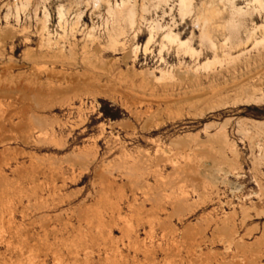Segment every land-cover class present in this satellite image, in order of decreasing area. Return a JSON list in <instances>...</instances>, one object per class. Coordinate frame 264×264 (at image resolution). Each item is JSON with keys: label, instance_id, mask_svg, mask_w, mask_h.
Returning a JSON list of instances; mask_svg holds the SVG:
<instances>
[{"label": "rangeland", "instance_id": "1", "mask_svg": "<svg viewBox=\"0 0 264 264\" xmlns=\"http://www.w3.org/2000/svg\"><path fill=\"white\" fill-rule=\"evenodd\" d=\"M93 1L0 0V264H264V100H251L264 93V44L227 64L229 4L207 28L213 50L196 21L209 0L183 17L177 0H132L133 32L110 46L115 0ZM168 30L200 56L159 53ZM214 56L222 64L185 88Z\"/></svg>", "mask_w": 264, "mask_h": 264}, {"label": "bare ground", "instance_id": "2", "mask_svg": "<svg viewBox=\"0 0 264 264\" xmlns=\"http://www.w3.org/2000/svg\"><path fill=\"white\" fill-rule=\"evenodd\" d=\"M94 1H97V0H94ZM94 1L92 3H94ZM159 1H163V0H159ZM193 1L194 0H177L178 13L181 17H183L184 15H186L188 12H190L192 10ZM251 1H252V7H250L249 9H243L240 6L235 5L233 0H217V3L214 2V0H209L207 3H202V8H200L198 13H197L196 21H197V24L201 28V30H200L201 31L200 32V41H201V43H205L208 48L214 50L215 49V43L213 42L212 38L210 37V32L207 28L210 25V23L212 22V20L220 14L218 4H222V6L229 4L230 9H231L230 10V18L226 22V26H225V28L228 31V36L224 39L225 41L223 42V45L226 48V52H225L223 57H224V60L227 61V64L229 62L232 63V62L236 61V59L239 58L238 56H233L231 51L240 47L241 45H243V43L251 41L255 47H258V45L261 46L262 44H264V0H251ZM37 3H35V4H37ZM106 3H107L106 4L107 5L106 18H104L105 20H104V26H103V28H105L104 34H106V37L109 40L110 46H114L116 43L119 42L120 37L122 35H124L126 29H132L133 28L134 23H135V18H136V7H137V5L132 0H120V2L115 0L113 4L109 3V1H106ZM97 4L95 3L94 6H96ZM140 4H141V2H140ZM22 7H23V5H22ZM97 7H98V5H97ZM139 7H140V5H139ZM141 7H143V4H141ZM16 9L18 11L17 6H16ZM46 11L44 10L43 16H42L43 20H41V23H42V29L41 30H43V31H45L47 29L46 23L48 21V16H49V14ZM65 11H66V8L64 5H62V4L57 5L56 14H57V18H58L57 21H58L59 25H61L62 22H65V23L67 22L65 20ZM255 12L258 14H263L262 24L256 25V24L252 23V26L250 28L246 29L245 17L250 16L251 14H253ZM16 15H17V12H16ZM81 17H82V11L79 10L75 14V20L72 23L71 22H69V23H71L72 25H77L80 22ZM158 27H159V29L161 28L160 26H158ZM241 27H245V29L247 31L245 42H243L238 37V32H239V29ZM155 29H158V28L152 27L150 29L149 37L147 38L148 40L146 41L144 46L149 45V43H151L154 40V37L156 34ZM128 31H131V30H128ZM132 32H133V29H132ZM89 37H93V34L90 33ZM191 43H192L191 39L183 41L180 39L179 33H174L172 30H168L163 35L162 40L160 42L159 53H161L164 49H166L167 44H172L175 46V49H176L175 51H176L177 55H182V56L188 55L190 58L196 59L200 56L201 51L194 48ZM147 48L148 47L146 46L145 50H147ZM136 49L137 48H135V50ZM143 51H144V48H143ZM221 62H222V59H219L216 56H214L213 59H206L203 63L199 62V63L195 64L192 68H189L188 71L190 70V73L192 71V74H191L192 76L186 79L189 83H186L185 88L194 87V86H198L199 84H201V82H198L199 76L197 74L199 72H209L214 67V65L219 64ZM236 72H237L236 68L235 69L233 68L232 71H226V81L229 79L234 80L235 78H237ZM205 77L206 78H209V77L213 78L214 75L210 76L207 74ZM160 78H162V79L164 78V79L170 81V83H175V82H173L174 76H173L172 72L161 73ZM182 81H183V79H182ZM250 90L252 91V89H250ZM252 92H254V91H252ZM251 98H253V99H251ZM251 98H250L251 100L256 101V102L262 101V100H264V93L261 94L260 97L255 96V97H251ZM225 140L226 139H224V141Z\"/></svg>", "mask_w": 264, "mask_h": 264}]
</instances>
